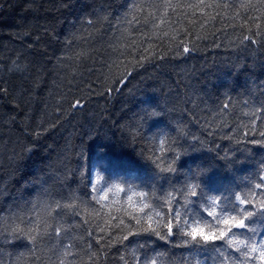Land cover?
I'll list each match as a JSON object with an SVG mask.
<instances>
[{"label":"snow or ice","instance_id":"6c2138e0","mask_svg":"<svg viewBox=\"0 0 264 264\" xmlns=\"http://www.w3.org/2000/svg\"><path fill=\"white\" fill-rule=\"evenodd\" d=\"M70 3L62 0L61 7ZM123 7L109 45L116 59L101 62L96 80L81 86L79 64L89 57L83 51L68 54L76 45L75 34L64 40L57 65L76 61L68 83H77L75 92L70 87L57 101L52 128L84 111L94 97L104 100L123 92L141 69L160 67L157 62L169 57L191 56L209 35L227 37L228 29L230 46L238 54L229 74L264 69V0H127ZM100 13L104 19L110 15L101 5L82 18L87 35L80 40L92 38L87 30L99 22ZM213 43L222 47L215 39ZM23 58L17 54L9 71H28ZM214 87L215 95L205 91L211 107L199 96L200 103L182 96L177 85L163 102L155 95L142 101L148 107L130 124L114 122L134 159L114 164L107 153H100L97 161L107 167L80 172L87 182L83 193H53L34 176L27 182L38 189L33 198L0 209V264H264V81L246 84L239 99L220 91L229 87L226 83ZM30 91L24 88L21 100ZM14 98L0 79V101ZM20 107L14 104L13 113ZM15 122V114H0V126ZM42 125L30 133L31 144L11 149L8 160L14 171L51 147L42 145L43 133L49 131ZM89 137L100 138L98 133ZM117 168V179L104 174ZM4 191L0 182V197ZM8 247L26 251L5 252ZM174 249L181 250L178 259Z\"/></svg>","mask_w":264,"mask_h":264},{"label":"trees","instance_id":"16d2710c","mask_svg":"<svg viewBox=\"0 0 264 264\" xmlns=\"http://www.w3.org/2000/svg\"><path fill=\"white\" fill-rule=\"evenodd\" d=\"M0 3L4 5L0 9V79L13 90L15 97L10 102L0 101V114L5 117L16 115L15 124L0 126V142L3 145L0 151V182L5 189L0 197V209L7 210L14 202H20L21 198H33L38 189L34 190L27 182L34 176L41 177L44 186L53 193H83L87 190V182H82L80 172L89 167L97 170L107 167L105 162L97 161L100 153H107L114 164L134 159L132 147L122 140L120 131L113 123L119 121L127 125L133 122L141 109L148 107L142 101L149 96H158L163 102L169 89L175 91L179 85L182 96L192 97L200 103L197 99L199 96L207 100L211 107L212 101L207 99L205 91L215 95L214 85L228 84L227 89L220 91L227 90L239 99L245 93L246 84L247 87H253V81L257 85L264 81V69L259 66L246 72L229 74L230 65L236 62L238 54L230 46L232 37L231 29H228L227 37L217 34L219 38L216 39L209 35L207 40L199 43L198 50L191 56L175 59L169 57L166 61L157 62L161 64L160 67H148L147 71L141 69L139 73H134L123 92L114 93L104 100L94 97L84 111L75 117L62 118L52 128L50 125L56 123L57 101L70 87L75 92L77 83H68L72 80L76 61H65L67 67L57 65L56 57L64 52V40L75 34L76 45L68 54L83 51L89 57L79 64V72L83 73L82 77H78L81 86L83 81L96 80L101 72V62L109 56L116 59L109 45L118 24L117 16L123 13L127 0H71L67 8L61 7L62 0H0ZM101 5L110 15L104 19L105 13H100L99 22L87 30L92 33V38L87 42L80 40V35H87L84 31L87 26L82 25V18ZM26 32L32 34L31 38L23 35ZM37 35L41 37L39 43L35 41ZM214 39L222 47L216 48ZM30 42L33 43L31 49L27 48ZM163 47L167 48V45ZM19 53L24 57L21 63L30 65L29 70L23 74L9 71ZM88 68H93V73L90 74ZM103 71L107 73L106 68ZM37 83L38 87L35 86ZM24 88L31 89L30 96L21 100L20 94ZM16 103L21 107L13 113V105ZM63 107L67 109V104ZM201 107L204 105L201 104ZM41 122L43 127L49 128V131L43 133L42 145L51 147L32 156L20 171H14L8 160L11 149L19 151L23 145L31 144L30 133L40 131ZM190 128L194 133H200L198 126L190 125ZM113 132H116L115 137L112 136ZM97 133L99 139H90L89 134L95 137ZM218 142L222 145L227 143ZM141 146L143 142L137 145V150ZM259 159L257 155L256 160ZM249 169L254 171L255 164L249 165ZM119 171L117 168L104 174L117 179L115 172ZM19 251L26 250L22 247L5 248V252ZM173 251L174 258L178 259L181 250Z\"/></svg>","mask_w":264,"mask_h":264}]
</instances>
